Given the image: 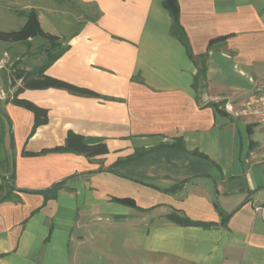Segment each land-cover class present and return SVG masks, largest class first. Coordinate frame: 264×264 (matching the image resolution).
Listing matches in <instances>:
<instances>
[{
  "label": "crops",
  "instance_id": "obj_1",
  "mask_svg": "<svg viewBox=\"0 0 264 264\" xmlns=\"http://www.w3.org/2000/svg\"><path fill=\"white\" fill-rule=\"evenodd\" d=\"M59 1L0 0L59 37L44 73L96 93L0 75V264H264V122L237 113L264 82V0H175L191 53L165 0ZM39 38L1 43L0 70ZM69 131L108 152L44 151Z\"/></svg>",
  "mask_w": 264,
  "mask_h": 264
},
{
  "label": "trees",
  "instance_id": "obj_2",
  "mask_svg": "<svg viewBox=\"0 0 264 264\" xmlns=\"http://www.w3.org/2000/svg\"><path fill=\"white\" fill-rule=\"evenodd\" d=\"M175 0H165L166 5L172 10L175 16V22L173 25L174 32L178 35V37L182 40V42L188 47L189 53H191L189 44L186 38V35L182 29V26L178 20V5ZM36 36H41L45 38L48 42H50L51 47L55 48L59 46V37L46 32L39 20L37 12L32 9L28 13V18L25 24L17 30H0V40L7 42H16V41H27L30 38H34ZM63 50H59L57 52H51L47 58L45 65L39 68L36 71H26L25 69H18L16 71V78L22 80L23 88H45V87H58L65 88L74 93L86 94V95H94L93 91L85 88L78 87L72 83L63 81L56 77L50 76L44 73L45 67H47L51 62H53L56 58H58ZM207 74V64L205 59L202 60V65L198 67V72L196 74V85L199 83L201 79H206ZM15 101L26 108L32 110L35 113V127L40 124L46 123L48 121V110L43 108L30 100L27 99H19L15 98ZM73 151L77 153H82L87 155L88 157H93L96 155L105 154L108 152V146L104 139L98 138L94 140L87 139V137L83 134L76 133L74 131H69L66 143L64 145L56 146L51 149H46L44 151ZM59 185H54L51 189L52 192H55L58 189ZM128 203H133L134 201H130L129 199H122ZM171 220L183 223V224H192V223H201L199 221H194L187 216H183L178 212H172L168 216Z\"/></svg>",
  "mask_w": 264,
  "mask_h": 264
},
{
  "label": "rangeland",
  "instance_id": "obj_3",
  "mask_svg": "<svg viewBox=\"0 0 264 264\" xmlns=\"http://www.w3.org/2000/svg\"><path fill=\"white\" fill-rule=\"evenodd\" d=\"M65 3V0L59 1L60 6L64 5ZM77 10L80 11L81 9L78 8ZM10 15H12L13 17V19L11 20ZM15 15L18 16V14H15L14 9L11 11V14H9V12H4V9H0V30H17L25 24V21H27V19L23 21V17H15ZM76 25L77 21L74 22V25L72 23V25H70V28L68 29H71ZM5 42L7 41L0 40V44ZM22 49L24 50L20 51V53L17 52L18 54L13 53V51H11V53H7L10 55V58L7 60V62H5V64H2L3 67L0 70V75H2L3 71L6 69L7 75H10L13 81L16 75V71L20 69L19 66L23 63V61H25L26 64H31L34 65V67H37V65H42L46 63L47 52L51 53L56 52L58 50V48H52L50 42H43L41 38H39V41L34 44V47L29 48L24 44ZM9 85L13 86L12 83H9ZM114 248L120 257H123L129 251V249L125 245L123 233L117 234V243H115Z\"/></svg>",
  "mask_w": 264,
  "mask_h": 264
},
{
  "label": "built area",
  "instance_id": "obj_4",
  "mask_svg": "<svg viewBox=\"0 0 264 264\" xmlns=\"http://www.w3.org/2000/svg\"><path fill=\"white\" fill-rule=\"evenodd\" d=\"M227 108L234 110L232 105H227ZM237 113L245 117H255L257 121L264 122V82L258 85L255 94L242 103ZM256 211L264 212V205H258Z\"/></svg>",
  "mask_w": 264,
  "mask_h": 264
}]
</instances>
